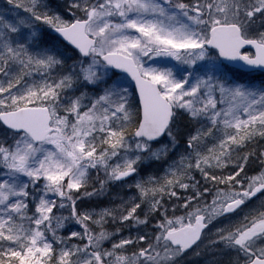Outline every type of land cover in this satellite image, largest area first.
<instances>
[{
    "label": "snow or ice",
    "instance_id": "obj_1",
    "mask_svg": "<svg viewBox=\"0 0 264 264\" xmlns=\"http://www.w3.org/2000/svg\"><path fill=\"white\" fill-rule=\"evenodd\" d=\"M0 264H264V0H0Z\"/></svg>",
    "mask_w": 264,
    "mask_h": 264
}]
</instances>
